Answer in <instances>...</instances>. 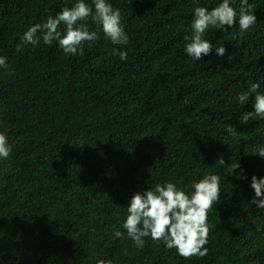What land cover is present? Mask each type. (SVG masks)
I'll return each instance as SVG.
<instances>
[{"label":"trees","instance_id":"trees-1","mask_svg":"<svg viewBox=\"0 0 264 264\" xmlns=\"http://www.w3.org/2000/svg\"><path fill=\"white\" fill-rule=\"evenodd\" d=\"M75 2L0 0V56L8 65L0 67V132L12 148L0 158V228L18 213L40 216L78 264H264V208L250 203L252 176L264 177V158L256 155L264 119L241 123L254 112L255 93L244 106L236 98L256 82L264 93V0H249L257 23L248 31L238 30V15L236 28H209L212 54L201 61L184 50L194 9L222 0H109L121 12L127 45L112 44L89 18L98 39L84 43L83 55L42 41L17 51L29 27ZM85 2L94 9L93 0ZM231 6L238 14L240 0ZM118 48L126 60L113 54ZM60 98L72 104L68 114L54 111ZM238 163L246 180L230 175ZM205 175H218L221 189L208 214V255L185 259L150 236L138 249L122 227L133 193L172 182L191 194ZM26 237L40 241L32 232ZM17 238L6 243L8 253L0 244V264H27L36 254L47 261L50 250L26 258L33 245Z\"/></svg>","mask_w":264,"mask_h":264},{"label":"clouds","instance_id":"clouds-1","mask_svg":"<svg viewBox=\"0 0 264 264\" xmlns=\"http://www.w3.org/2000/svg\"><path fill=\"white\" fill-rule=\"evenodd\" d=\"M235 0H222L218 6L209 10L206 7H196L191 22L192 33L186 35L185 52L194 61L203 60L204 56L212 54V44L204 39L209 28H221L225 31L236 28L238 15V30L248 31L257 23L254 11L250 10L249 0H240L239 12L231 4ZM94 9L85 0H76L71 7H63L55 16L49 15L43 23H36L29 27L20 37L16 45L17 51H21L25 45L52 46L57 42L60 49L66 55H83L85 42H93L98 39L95 31H89L85 23L92 19L102 28L103 34L112 44L124 46L129 42V36L122 25V17L119 9H114L109 0H93ZM61 25L64 29L61 30ZM226 48L221 45L216 49V55L224 56ZM121 61L127 59V52L119 48L114 51ZM0 67L7 68L6 57L0 56ZM11 75V71L8 73ZM261 83H252L246 91L237 94V100L241 106L248 104L249 98L255 93L254 112H245L240 121L247 124L249 119H264V93L259 92ZM226 131L235 136L237 129L228 125ZM12 152L7 136L0 132V158L7 159ZM264 158V148L258 154ZM217 162L225 165V160L220 158ZM240 169L239 173L235 170ZM230 175L238 180H246L245 170L240 164L230 165ZM251 188L255 195L250 200L256 208H264V177L251 178ZM191 194L183 189H178L172 182L156 184L153 189L133 193L127 206L128 215L123 222V229L138 249L145 246V238L151 237L153 241L161 242L171 250L176 249L178 255L185 259L198 257L203 259L209 253L205 245L209 242L210 224L208 214L214 204L220 201V177L218 175H205L192 184ZM125 233L116 231V238L124 237ZM98 264H112L111 260H99Z\"/></svg>","mask_w":264,"mask_h":264},{"label":"rangeland","instance_id":"rangeland-1","mask_svg":"<svg viewBox=\"0 0 264 264\" xmlns=\"http://www.w3.org/2000/svg\"><path fill=\"white\" fill-rule=\"evenodd\" d=\"M28 102L31 100L26 96ZM65 106V107H64ZM72 104L66 98H60L57 107L54 109L55 112L60 111L62 113L68 114L69 109L71 108ZM40 132L38 129L33 127L31 129V133H38L40 132L42 135H46L45 132L47 131L45 126L39 127ZM66 124L64 127L58 130L59 139H63L65 136ZM48 134V132H47ZM32 137V136H31ZM30 137V138H31ZM93 138V136L91 137ZM55 139L57 137L55 136ZM47 138H44V141ZM25 142V141H24ZM23 142V143H24ZM89 142L93 143V139L89 140ZM22 143V145H23ZM57 151L53 152L55 156L59 153L60 148H56ZM53 151V149H51ZM4 228H0V238L4 239V242L0 240V244L2 247L5 248V252L8 253L6 249V243H10L13 239L18 236L19 243L21 245H33L31 246V250H25L27 253L26 258L31 256V254L37 252L39 248H44L50 250V255L47 261H43L37 254L34 259L28 260L27 264H78L76 260V255L71 252L70 250L65 251V245L61 242L60 238H57L56 234L53 230L46 224V222L40 218V216H36L34 219L29 214H16L10 221L8 225H3ZM34 233L37 238L40 239L38 243L35 244L31 242L26 236L30 233ZM32 236V235H31ZM33 237V236H32ZM11 245V243L9 244ZM19 250V248H16Z\"/></svg>","mask_w":264,"mask_h":264}]
</instances>
